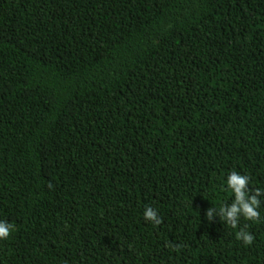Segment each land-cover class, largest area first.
Masks as SVG:
<instances>
[{
  "label": "trees",
  "instance_id": "16d2710c",
  "mask_svg": "<svg viewBox=\"0 0 264 264\" xmlns=\"http://www.w3.org/2000/svg\"><path fill=\"white\" fill-rule=\"evenodd\" d=\"M232 171L264 188V0H0V264H264V194L205 217Z\"/></svg>",
  "mask_w": 264,
  "mask_h": 264
},
{
  "label": "clouds",
  "instance_id": "9594fccd",
  "mask_svg": "<svg viewBox=\"0 0 264 264\" xmlns=\"http://www.w3.org/2000/svg\"><path fill=\"white\" fill-rule=\"evenodd\" d=\"M249 184L250 178L248 175L236 171L227 173L221 187L222 190L231 193V202L209 207L205 212L207 220L211 221L213 217H216L232 229H237L238 221L241 218L246 221H258L261 217L259 197L264 194V188L257 187L250 190ZM142 217L153 226L161 223L156 209L151 206H146L143 209ZM13 231H15L14 223L0 220V240H7ZM235 235L243 245H251L254 239L253 235L247 231V225L237 230ZM173 247L179 249L180 245L177 244Z\"/></svg>",
  "mask_w": 264,
  "mask_h": 264
}]
</instances>
